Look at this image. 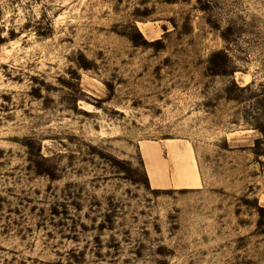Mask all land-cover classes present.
<instances>
[{
	"label": "rangeland",
	"instance_id": "1",
	"mask_svg": "<svg viewBox=\"0 0 264 264\" xmlns=\"http://www.w3.org/2000/svg\"><path fill=\"white\" fill-rule=\"evenodd\" d=\"M0 264H264V0H0Z\"/></svg>",
	"mask_w": 264,
	"mask_h": 264
},
{
	"label": "trees",
	"instance_id": "2",
	"mask_svg": "<svg viewBox=\"0 0 264 264\" xmlns=\"http://www.w3.org/2000/svg\"><path fill=\"white\" fill-rule=\"evenodd\" d=\"M227 62H229V58L226 54L223 52L214 53L209 60L210 69L213 73L220 74L222 67H225Z\"/></svg>",
	"mask_w": 264,
	"mask_h": 264
}]
</instances>
